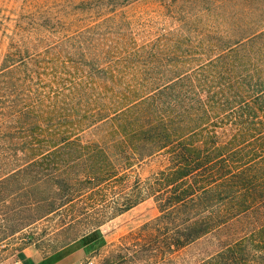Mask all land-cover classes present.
I'll return each instance as SVG.
<instances>
[{"label":"trees","instance_id":"trees-1","mask_svg":"<svg viewBox=\"0 0 264 264\" xmlns=\"http://www.w3.org/2000/svg\"><path fill=\"white\" fill-rule=\"evenodd\" d=\"M184 1L198 13L140 43L100 32L108 18L39 59L10 45L0 189L20 192L26 221L79 207L97 234L151 199L157 214L119 238L142 264H170L200 240L190 264H264V0ZM210 14L229 29L198 30ZM148 160L159 167L141 178Z\"/></svg>","mask_w":264,"mask_h":264},{"label":"rangeland","instance_id":"rangeland-1","mask_svg":"<svg viewBox=\"0 0 264 264\" xmlns=\"http://www.w3.org/2000/svg\"><path fill=\"white\" fill-rule=\"evenodd\" d=\"M164 2V0H0V62L10 45H19L24 50L22 55L25 60L39 59L38 54L46 56V48L58 42L63 36L72 35L108 18L100 32L112 37L125 32L140 43L174 27L175 18L197 14L199 10L184 0H168L165 5ZM215 15H204L203 18L208 19L207 22L204 24H201L203 21L198 22L200 25L197 29L205 26L207 31H211L209 32L211 38L215 36L214 31L217 32V27L224 32L225 29H229L228 20L224 21L221 16ZM198 52L203 55V50ZM205 58L206 56L203 61ZM203 61L195 63L197 75H201ZM25 77L18 76L20 79ZM42 77L44 81L48 79ZM19 138V141L25 139L23 135ZM159 164L157 160H148L137 168V173L143 178L155 171ZM23 201L20 192L7 196L0 189V264H15L23 252L31 254L38 261L47 257L55 258L66 249L74 248L73 245H77L75 243L86 241L90 246L85 250L79 264H142L130 254L123 255L125 250L119 247L121 242L118 238L137 231L139 226L157 214L151 199L101 225L99 231L106 243L99 240L97 232L90 233L79 207L62 208L35 222H29L24 218L28 211L23 206ZM81 236L83 237L80 238ZM207 248L204 240L197 241L178 250L172 256L170 264H190L199 259Z\"/></svg>","mask_w":264,"mask_h":264},{"label":"crops","instance_id":"crops-1","mask_svg":"<svg viewBox=\"0 0 264 264\" xmlns=\"http://www.w3.org/2000/svg\"><path fill=\"white\" fill-rule=\"evenodd\" d=\"M99 240L102 243H106L105 238L100 231H99ZM75 244L77 245H73L74 248L66 249L60 256L55 258L47 257L45 259H41L38 261L31 254L23 252L21 258H18L16 262H21L22 264H79L81 257L84 255L85 250L90 246V244L89 243L87 244V241L86 243L77 242Z\"/></svg>","mask_w":264,"mask_h":264},{"label":"built area","instance_id":"built-area-1","mask_svg":"<svg viewBox=\"0 0 264 264\" xmlns=\"http://www.w3.org/2000/svg\"><path fill=\"white\" fill-rule=\"evenodd\" d=\"M15 264H22L21 262H16Z\"/></svg>","mask_w":264,"mask_h":264}]
</instances>
